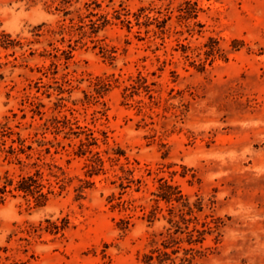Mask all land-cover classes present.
Instances as JSON below:
<instances>
[{
    "label": "rangeland",
    "instance_id": "obj_1",
    "mask_svg": "<svg viewBox=\"0 0 264 264\" xmlns=\"http://www.w3.org/2000/svg\"><path fill=\"white\" fill-rule=\"evenodd\" d=\"M36 172L0 264H143L161 180L224 221L196 264H264V0H0V178Z\"/></svg>",
    "mask_w": 264,
    "mask_h": 264
},
{
    "label": "trees",
    "instance_id": "obj_2",
    "mask_svg": "<svg viewBox=\"0 0 264 264\" xmlns=\"http://www.w3.org/2000/svg\"><path fill=\"white\" fill-rule=\"evenodd\" d=\"M95 4L96 7H101V4L97 2ZM91 15L97 16L98 14L91 13ZM123 15L128 16V14H122L117 10L114 18L121 22H130L127 18L123 19ZM109 23L110 20L107 16H99L97 20H90L89 26L91 32L96 33ZM69 47L71 50L73 49L71 44ZM86 140V142L81 141L76 155L85 156L87 152H91L90 147L96 145V139L91 135H87ZM12 150L15 151V148ZM20 150L24 149L20 148ZM90 161L91 164H87L88 174L93 176L101 170L103 160L97 153ZM45 188L39 172L22 176L17 182L8 176L0 178V193L2 195L15 191L26 199L33 198L38 207L46 206L49 196L53 194L50 188L45 193ZM155 196V205L148 212L146 218L151 224L164 220L166 225L162 230L152 235L150 249L142 256L143 264H196L198 260L207 257L209 253H213L217 249L225 224L221 218L214 214L204 215L205 204L202 198H197L192 202L189 196L183 194L179 186L164 180H161L159 191ZM162 202L166 205V209L161 207ZM202 215H204L203 218ZM210 237L213 238L215 246L206 245Z\"/></svg>",
    "mask_w": 264,
    "mask_h": 264
}]
</instances>
